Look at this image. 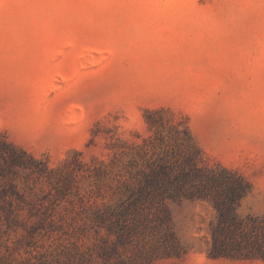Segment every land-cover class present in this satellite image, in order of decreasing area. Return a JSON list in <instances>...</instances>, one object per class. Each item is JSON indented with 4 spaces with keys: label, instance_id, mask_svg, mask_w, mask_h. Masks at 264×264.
Masks as SVG:
<instances>
[{
    "label": "rangeland",
    "instance_id": "1",
    "mask_svg": "<svg viewBox=\"0 0 264 264\" xmlns=\"http://www.w3.org/2000/svg\"><path fill=\"white\" fill-rule=\"evenodd\" d=\"M220 166L263 215L264 0H0L2 255L264 264L208 255Z\"/></svg>",
    "mask_w": 264,
    "mask_h": 264
},
{
    "label": "trees",
    "instance_id": "2",
    "mask_svg": "<svg viewBox=\"0 0 264 264\" xmlns=\"http://www.w3.org/2000/svg\"><path fill=\"white\" fill-rule=\"evenodd\" d=\"M251 187L243 174L226 166L198 171L188 194L211 200L217 210L208 251L211 258L264 260V214L242 216L238 211ZM27 245H32L31 240ZM15 260L0 253V264H34L29 257Z\"/></svg>",
    "mask_w": 264,
    "mask_h": 264
}]
</instances>
